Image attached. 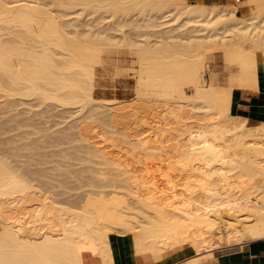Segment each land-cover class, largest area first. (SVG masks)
<instances>
[{"label":"bare ground","instance_id":"1","mask_svg":"<svg viewBox=\"0 0 264 264\" xmlns=\"http://www.w3.org/2000/svg\"><path fill=\"white\" fill-rule=\"evenodd\" d=\"M39 1L0 0V99L78 107V120L91 114L98 122L105 114V134L83 136L84 141L120 144L134 165L128 168L108 150L89 153L86 159L99 157L106 167L94 170L97 182L86 186L80 200L81 194L60 203L47 195L52 189L43 191L26 171L0 159V264H83L86 251L109 262L113 255L105 250L114 231H134L137 251L151 252L156 261L177 249L197 252L179 264L211 259L216 246L264 239V121L252 126L232 111L233 85L258 91L257 68L264 62V17H258L264 14V0H228L230 12L188 0H48L51 9ZM240 2L252 5L254 13L236 15ZM77 7L101 20L112 17V27L105 36L82 32L80 24L64 23L54 13L70 16ZM134 9L141 10L153 35L178 34L152 40L150 32L129 40L122 28L129 18L118 21L134 15ZM212 44L223 50L227 66L238 67L229 89H222L213 73L205 80ZM121 46L138 63L135 101L143 115L162 109L156 126L147 116L149 122L141 121L152 125L150 134L126 126L131 117H145L135 119L138 109L95 97L97 67H105L106 55L119 53L113 49Z\"/></svg>","mask_w":264,"mask_h":264},{"label":"rangeland","instance_id":"2","mask_svg":"<svg viewBox=\"0 0 264 264\" xmlns=\"http://www.w3.org/2000/svg\"><path fill=\"white\" fill-rule=\"evenodd\" d=\"M124 1L125 3H128L130 0L127 1L123 0V2ZM188 1L193 4H206V5L217 4L222 8H224L225 5L231 6V3H229L228 0H188ZM39 3L43 5L42 6L40 4L43 7V9H51L50 7L51 5L49 4L50 2L48 0L47 1L40 0ZM48 5L49 7L47 8ZM228 6L227 8L225 6V8L228 10L233 9V7L228 8ZM80 8L82 7H77L74 10L71 9L72 11L69 10L70 16L67 13L66 14L61 12L58 13L57 11L54 13L55 15H58L56 17H58L59 20L64 23L69 24V22H73L74 24L77 23L80 24L79 30L80 31L82 30V32H87V31L94 32L95 30V33L98 34L101 33V36L102 34L103 36H105L106 34L104 31L110 28L109 27L110 25L111 27L113 25L112 17L107 18L105 20L103 19L101 20V18L97 17V15L99 14L83 13L80 10ZM235 10H236L235 11L236 15L240 17H249L254 13V10L252 9V5L248 6L247 4H243V3H239V7ZM73 11L76 12L75 13L76 15L74 14L75 16H73V14L71 13ZM141 13H142L141 10L134 9V15H131L130 17H126V19H123L125 17H122L121 20L119 18L118 23H122V20L124 22L125 20H127V18H129L130 20L129 21L130 24L129 22H127L129 25L126 23V25L122 27V28L125 27L123 30H125L124 32H126V37L129 40L133 41L134 39V41H136L139 39V36H140L139 40H141L142 38L148 36V34L151 32V30L146 27L147 22L140 17ZM77 14L80 15L79 18L77 17ZM83 14L86 15L84 16ZM263 17L264 14L258 17V21H260ZM86 23L88 25H86ZM89 25L90 26L92 25V27H88ZM111 33L116 35L119 34L116 32L114 33V31ZM150 34H151V39L155 40L156 38L162 39L163 36L176 35L178 34V32H173L171 34H165V35L161 33L153 35L152 32ZM182 35L185 36L186 34H182ZM189 35L191 34H188V36ZM119 39L121 40V38ZM212 47L213 48H211L210 51L208 52L209 54L208 56H210L209 57L210 62H209V69L205 73V80L208 83L211 79V73H213L214 75L217 76L216 77V79L218 80L217 84L222 86L221 87L222 89L229 86L227 87L229 89L231 87L229 85L230 84L229 80L231 79L232 76H234L237 73L238 67L235 65L227 66L226 62L223 59V53H222L223 50L218 45L217 47H215V45L212 44ZM245 47L248 48V45L245 44ZM115 50H118L119 53L116 54L114 53L112 54V56L106 55L105 67L103 66L97 67L96 82H95V97L100 102H104V100L109 99V100H114L115 102H120L124 105H127L128 107L132 105V107H129L130 109L132 108L131 111L132 110L134 111L135 110L134 108L138 109L137 111L135 110L136 114L134 115L135 117L137 115V117L136 118L134 116L133 117L136 120L137 118L140 119L145 116L143 114H145L146 112H143L139 102L137 100L135 101L136 73H137L138 63L136 62L135 56L130 54V50L127 47L121 46L119 48L113 49V51ZM184 87L188 94H192L193 88L191 86L186 85ZM227 88L226 90H228ZM235 89H240L244 92H248L247 90H243L233 85V89H232L233 95ZM38 100L39 99H34V98L24 99L23 97L21 98L13 97L10 98L9 100L8 99L5 100L4 98L0 99V159L3 161L8 160L9 163L11 162L12 165L16 166V169L19 168L21 170L20 172L22 173L26 171L25 172L26 178H28L27 177L28 174L30 179L33 180L36 179V182H38L39 187L43 191H48L47 189H49L50 191L52 189L51 192L53 194L51 196L47 193L49 197H54L60 203L62 202L69 203L74 201V199L76 201L78 198H79L78 200H80V197L85 194V190L87 189L86 186L92 182L93 183L97 182V179H95L94 177V170L96 169L99 170V168L101 167L104 168L106 167V165H103L101 158L99 157L93 158L92 156L90 159L89 158L86 159L89 156L88 155L89 153H94V154L98 153L99 155H101L108 150L109 152H113L112 154H114L117 157L121 156L120 158L125 163V165L126 163H128L127 165L129 166L128 168L130 169L133 168L131 166L134 165V157L129 155L126 150H123L121 148L123 147L122 145L120 144L113 145L110 143L108 144L104 143L102 144V146H98L96 144L88 142L87 140L84 141L85 138L87 137H91L92 139L95 138L100 139L102 135L105 134L106 132L105 130H108L107 115H106L107 118L104 116L105 114L103 115L105 117L103 120H102L103 116L102 117L98 116L100 117L101 121L97 119L98 122H96L95 120L93 122V120L89 118V115L91 114L87 113L86 111L84 116L89 114L87 116L88 118L85 117L86 119L83 118L78 120L77 115L78 116L81 115V114H76L78 112L77 111L78 107L75 108V107L67 106L65 108L57 103L54 104L52 102L51 103L47 102V104H49L47 105L46 103H42L40 100H39L40 102H38ZM139 108L142 111H140ZM157 109H159L161 113ZM241 110L242 109H240L239 112L237 113L234 112L233 113L247 117L249 125L252 126L259 125L262 124V122L264 121V111L259 119L249 120L248 114L244 113ZM10 111L11 113H9ZM157 111L160 113L159 115ZM150 112L147 113L150 116L148 115L146 116L148 117V119H150L149 120L150 123L154 126L157 123V122L155 123L156 118L157 117L159 118L160 116L159 119H161L162 109L157 107L156 109H154V111L150 110ZM139 113L142 114L140 115ZM155 113L157 114V116L155 115L156 117L154 116ZM138 115L140 117H138ZM151 115L154 116L155 118H152ZM146 116L142 118V120L141 119L139 120L140 124L137 123L138 125L136 124V122L139 121H135L131 117L132 119L129 118L128 121L126 120V124L129 125L126 126L133 133H134V128L142 129L143 127V129L145 128L147 130L146 131L144 129V132L146 134L147 132H149L148 134H150L152 133V130H150L152 128L151 127L152 125L146 126L144 123H143L144 125H141L143 119L144 122L146 121L145 120V118L147 119ZM148 119L146 122H149ZM39 131L41 134L39 133ZM42 134H43V139L41 138ZM44 134H46L47 136L45 137ZM83 136H85V138H83ZM116 141L120 143L122 142L120 138H116ZM84 159L87 162H85ZM168 159L166 160L167 161L174 160L172 158H170L169 160ZM148 163L150 162L144 163L146 167L152 166V164L149 165ZM144 164H140L139 167L145 170L146 167ZM164 165L165 164H163V166ZM79 194L81 195L79 196ZM23 211L22 212L25 213L26 210ZM216 247L217 248L215 251H220L225 249L227 246L223 245L222 247L221 246H216ZM186 249L190 253L195 252L191 247H188ZM203 261L205 262L206 258L205 259L201 258L198 262L199 264H204Z\"/></svg>","mask_w":264,"mask_h":264},{"label":"crops","instance_id":"3","mask_svg":"<svg viewBox=\"0 0 264 264\" xmlns=\"http://www.w3.org/2000/svg\"><path fill=\"white\" fill-rule=\"evenodd\" d=\"M257 84L258 91L244 92L240 89L234 90L232 106L234 113L242 109L241 111L248 114L249 120H256L262 116L264 111V62L260 63L257 68ZM114 232L109 234L108 248L106 247L107 251L105 250L106 253L108 252L107 256L113 255V261L112 257L109 258V262L111 261L109 263L107 262L108 257H106L107 259L103 258V256L101 258L99 254L86 251L82 255L83 264H103V261L106 264H179L198 255L196 252L190 253L184 248L165 252L156 261L157 257L155 258L151 252L137 251L134 231L121 232L122 234L118 232L121 235L116 231ZM137 252L139 254H136ZM208 258H206L208 259V262L205 261L206 264H264V239L227 246L223 250L215 251L214 257H211L212 260L210 257Z\"/></svg>","mask_w":264,"mask_h":264}]
</instances>
